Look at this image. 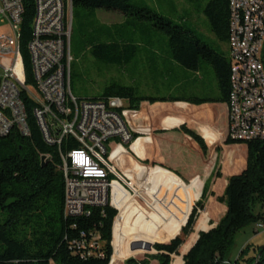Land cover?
Instances as JSON below:
<instances>
[{
  "label": "trees",
  "instance_id": "obj_1",
  "mask_svg": "<svg viewBox=\"0 0 264 264\" xmlns=\"http://www.w3.org/2000/svg\"><path fill=\"white\" fill-rule=\"evenodd\" d=\"M21 3L17 56L26 83L32 85L28 45L34 20V0H21ZM63 3L66 9L67 0ZM70 4L72 7L117 11L132 22L147 24L148 29L160 34L161 46L167 48L170 57L185 69H197L200 61L209 64L219 88L216 98H148L138 95L134 87L112 80L96 95L85 98L74 96L78 100L119 98L128 101L129 110H137L142 101L215 102L226 103L227 109H230L228 59L193 30L174 24L146 6H134L129 0H70ZM203 12L212 34L226 43L228 0H210ZM101 26L102 38L95 35L88 43L91 55L100 63L119 67L134 56L137 48L135 37L141 33L127 24ZM72 47L71 30V53ZM261 54L264 68V44ZM20 99L27 116L29 136L12 129L8 135L0 137V264H115L116 251L126 241L140 244L150 252L154 249L157 253L145 255L140 261L128 258L125 264H149L150 260L156 261V264H224L231 261L236 234L247 226L259 222L264 224V140L246 142L230 138L226 139V144H245L247 147L245 169L227 178L226 185L224 181L215 184L214 191L222 195L217 201L214 198L208 201L207 211L199 219L197 212L203 210L207 198L213 196L207 182L201 193L203 181L198 177L185 183L163 168L136 162L126 156L121 147L118 150L121 161H111L137 183L138 190L151 196L162 211L157 214L132 211L125 198L128 191L116 182L113 185V205L118 214L116 209L106 205L89 208L88 213L80 216H65L60 154L77 148L78 143L67 137L59 147L46 144L32 114L34 102L24 92ZM181 130L206 153L202 138L185 127ZM134 137L135 134H132V139ZM132 150L135 151V146ZM42 156L46 157L43 164ZM214 176H220L219 170L214 172ZM108 178L115 179L113 175ZM199 193V201L192 209ZM210 221L218 223L211 230L200 232L211 228ZM247 249L248 245L240 251L233 260L235 264H264V246L255 257L244 260Z\"/></svg>",
  "mask_w": 264,
  "mask_h": 264
},
{
  "label": "built area",
  "instance_id": "obj_2",
  "mask_svg": "<svg viewBox=\"0 0 264 264\" xmlns=\"http://www.w3.org/2000/svg\"><path fill=\"white\" fill-rule=\"evenodd\" d=\"M70 3V0H67ZM21 0H0V137L16 129L29 136L20 112L18 91L28 87V98L35 106L32 114L42 138L49 146H60L69 137L78 147L60 154L64 180V215L88 213L89 208L113 207V185L119 180L110 160L113 146L124 147L132 134L122 118L124 101L78 100L70 92L71 62L69 14L63 0H34V20L29 41L32 85L26 83L17 56L19 6ZM228 99L227 138L246 142L264 140V0H228ZM264 230L263 224H256ZM224 264H235L226 261Z\"/></svg>",
  "mask_w": 264,
  "mask_h": 264
},
{
  "label": "crops",
  "instance_id": "obj_3",
  "mask_svg": "<svg viewBox=\"0 0 264 264\" xmlns=\"http://www.w3.org/2000/svg\"><path fill=\"white\" fill-rule=\"evenodd\" d=\"M96 10L101 25L127 24L142 34L135 37L137 48L134 56L118 67L123 73L122 84L134 87L138 95L148 98L219 96L218 83L209 64L206 63L209 69L203 65L204 61H200L195 70L185 69L170 57L167 48L161 46L160 34L148 29L147 24L132 22L117 11ZM106 16L119 19L105 21ZM160 88L165 89L167 94L157 95ZM185 91L190 95H186ZM124 103L122 118L130 133L135 134L128 147H122L126 156L142 165L163 168L187 182L196 177L204 182L211 180L214 195L207 198L204 208L211 198L217 200L222 195L214 191L217 182L224 181L226 185L227 178L245 169L246 145L226 144V103L142 101L137 110L127 109V100ZM182 127L202 138L206 145L205 154L196 141L181 130ZM132 146H135V151ZM215 169L219 170V177L214 176ZM131 210L143 213L134 208ZM129 244L133 243L126 241L121 246Z\"/></svg>",
  "mask_w": 264,
  "mask_h": 264
},
{
  "label": "rangeland",
  "instance_id": "obj_4",
  "mask_svg": "<svg viewBox=\"0 0 264 264\" xmlns=\"http://www.w3.org/2000/svg\"><path fill=\"white\" fill-rule=\"evenodd\" d=\"M129 1L130 4L134 6H138V7L146 6L152 11L170 20L174 24L193 30L198 35V37L216 46L220 51H222L225 54V56H227V44L219 41L212 34L208 19L203 12L206 4L210 0H129ZM67 11L70 19V27H66V29L68 36H70L72 30V43H73L72 53L71 52L68 53L69 62H71V72H72V76H70L71 78L70 92L73 96L76 97H81V98L91 97L99 93L102 90V88L112 80L122 81L123 73L115 65L104 64L95 60L88 48V43H90L91 37L96 35L102 38L103 27L100 24V20L97 15V10L84 8L81 6L72 7L71 4L68 3ZM105 18H106L105 21H112L117 19V17L115 16L114 17L106 16ZM2 25L3 23L0 22V32H7L6 29L2 27ZM203 65H205L208 69L210 68L206 63H204ZM185 93L186 95H190L187 91H185ZM166 94H167L166 90L160 88V91L158 92L157 95L163 96ZM112 163L114 164L113 161ZM150 167H154V166H150ZM114 170L116 171V175L113 174L110 175H113L115 177V179L113 180L118 179L119 180L118 182L128 191V193L125 194V198L129 203L130 208H134L137 211L148 212L149 214L152 213L157 214L160 213V211H162L152 201L151 196H149L148 194L144 193L141 190H138L139 186L136 185L137 183L135 181L133 182V180L127 177L121 170L117 169L116 167L114 168ZM176 176L179 177L178 175ZM180 179L182 180V178ZM184 182L188 183L187 181ZM205 182H207L208 184L209 192H212L211 188L213 184H211V180ZM205 182L203 181V184L200 188L201 193ZM198 201L199 199L194 203L192 209L194 208L195 204ZM116 211L118 214L117 209ZM206 211H207L206 208H204L203 210H199L197 212V214H199L198 219ZM262 212H264V206ZM222 216L219 218V220L222 218ZM218 221L217 222L210 221L209 224L212 227L215 226L218 223ZM196 223L197 222H195V225ZM260 223L261 222H259V224ZM194 227H193V231H194ZM188 238L189 236L184 240V243L188 240ZM154 244H159V243H154ZM246 245H248V249L243 255L244 260L255 257L259 249L264 246V230L257 229L255 224V225L247 226L246 228L238 232L235 237V245L231 251V257H230L231 261L235 260L238 257L240 251ZM156 253L157 252L154 249L152 252H150L147 248L143 247L140 244L124 245L118 248V250L116 251L117 257L115 264H125V261L128 258H132V257L137 261H140L145 258V255H155ZM180 254H181V249L179 250V255ZM171 260L173 261V258H171ZM149 264H156V261L150 260Z\"/></svg>",
  "mask_w": 264,
  "mask_h": 264
},
{
  "label": "bare ground",
  "instance_id": "obj_5",
  "mask_svg": "<svg viewBox=\"0 0 264 264\" xmlns=\"http://www.w3.org/2000/svg\"><path fill=\"white\" fill-rule=\"evenodd\" d=\"M21 12H22V6L20 5L19 6V25H20ZM19 25H18V34H17V50H18V39H19ZM66 36H68L67 29H66ZM262 47H263V45H261V51H262ZM28 51H29V45H28ZM29 55H30V52H29ZM64 62H69L68 53H64ZM31 73H32V77H33V67L32 66H31ZM23 92L28 95V87H21V89H19V91H18L19 102H22L21 99H20V96H21V94ZM228 101H229V107H230V109H232V101H231V99H228ZM20 112H22L23 120H26L27 116H26V112H25L23 103H20ZM167 124H169V123H167ZM237 139L246 140V135H237ZM132 148H134V146H132ZM118 150H119V146L118 147L117 146H113V152H112L110 160L121 161V154H120V152ZM201 186H202V184H201ZM199 197H200V193L197 196V200L199 199Z\"/></svg>",
  "mask_w": 264,
  "mask_h": 264
},
{
  "label": "water",
  "instance_id": "obj_6",
  "mask_svg": "<svg viewBox=\"0 0 264 264\" xmlns=\"http://www.w3.org/2000/svg\"><path fill=\"white\" fill-rule=\"evenodd\" d=\"M45 159H46L45 156H42V157H41V162H42V164L44 163ZM191 210H192V209H191ZM186 221H187V220H186ZM186 221H185V222H186ZM214 227H215V226H212V227L209 228L208 230H205V231H204V230H201L200 232H207V231L211 230V229L214 228ZM200 232H199V233H200ZM198 237H199V234H198ZM198 237H197V239H198ZM197 239H196V240H197ZM195 242H196V241H195ZM152 246H153V245H152ZM192 246H193V245H192ZM192 246H191V247H192ZM191 247H190V248H191ZM190 248H189V249H190ZM188 251H189V250H188ZM188 251H187V252H188ZM187 252H186V253H187ZM186 253L182 254V255H181V258H183V256H184ZM132 258H133V257H132ZM109 264H110V263H109Z\"/></svg>",
  "mask_w": 264,
  "mask_h": 264
}]
</instances>
